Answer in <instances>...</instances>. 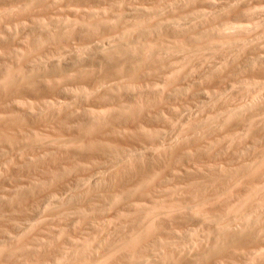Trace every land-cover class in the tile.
Wrapping results in <instances>:
<instances>
[{
    "label": "rangeland",
    "instance_id": "1",
    "mask_svg": "<svg viewBox=\"0 0 264 264\" xmlns=\"http://www.w3.org/2000/svg\"><path fill=\"white\" fill-rule=\"evenodd\" d=\"M200 260L264 264V0H0V264Z\"/></svg>",
    "mask_w": 264,
    "mask_h": 264
},
{
    "label": "bare ground",
    "instance_id": "2",
    "mask_svg": "<svg viewBox=\"0 0 264 264\" xmlns=\"http://www.w3.org/2000/svg\"><path fill=\"white\" fill-rule=\"evenodd\" d=\"M158 1H159V0H158ZM155 2H156V1H155ZM153 6H154V5H153ZM130 8H131V7H130ZM157 8H159V7H157ZM161 8H162V7H161ZM161 8H159V9L161 10ZM159 9H158V10H159ZM155 10H157V9H156V6H155ZM160 10H159V11H160ZM145 11H147V10H145ZM161 11H162V10H161ZM157 12H158V11H157ZM148 13H149V11H148ZM163 13H164V12H163ZM163 15H164V14H163ZM163 17H164V16H163ZM160 19H161V18H160ZM169 20H170V19H169ZM167 23H168V22H167ZM176 23H177V22H176ZM181 23H182V22H181ZM184 23H186V21H184ZM169 25H170V24H169ZM176 27H177V26H176ZM176 27H175V28H176ZM231 27L233 28V26H231ZM177 28H178V27H177ZM181 28H182V27H181ZM232 28H228V30H229V29H232ZM183 29H184V28H183ZM217 32H218V30H217ZM221 32H222V31H221ZM225 32H226V29H225ZM228 32H229V31H228ZM218 33H219V32H218ZM132 35H133V34H132ZM166 52H168V50H167ZM166 54H167V53H166ZM164 65H166V64H164ZM167 65H168V63H167ZM138 66H139V65H138ZM142 66L144 67V65H142ZM142 66H141V67H142ZM127 67H128V66H127ZM164 67H166V66H163V69H165ZM123 68H124V67H123ZM123 68H122V69H123ZM145 68H146V67H145ZM145 68H143V69H145ZM140 69H141V68H140ZM167 69H168V68H167ZM120 70H121V69H120ZM128 70H129V69H128ZM143 71H145V70H143ZM143 71H142V72H143ZM129 73H130V72H129ZM90 75H91V74H90ZM129 75H130V74H129ZM132 75H133V74H132ZM135 75H136V74H135ZM130 76H131V75H130ZM137 76H138V75H137ZM89 77H90V76H89ZM120 77H121V76H120ZM16 78H17V77H16ZM85 78L87 79L88 77H85ZM91 78H92V77H91ZM126 78H128V77H126ZM126 78H125V79H126ZM133 78H134V77H133ZM83 79H84V78H83ZM92 79H93V78H92ZM17 80H18V79H17ZM88 80H89V79H88ZM90 80H91V79H90ZM112 80H113V79H112ZM137 80H138V79H137ZM13 81H14V78H13ZM15 82H16V80H15ZM85 82H86V81H85ZM29 83H30V82H29ZM131 84H132V83H131ZM22 86H24V85H22ZM84 86H85V85H84ZM20 87H21V86H20ZM22 88H23V87H22ZM19 90H20V89H19ZM11 92H12V91H11ZM86 101H87V100H86ZM158 103H160V102H158ZM84 104H85V103H84ZM154 104H155V103H154ZM164 104H165V103H164ZM164 104H163V105H164ZM160 106H161V104H160ZM149 107H150V106H149ZM151 107H152V105H151ZM158 107H159V106H158ZM161 107H163V106H161ZM153 108H154V107H153ZM142 109H143V108H142ZM148 109H149V108H148ZM150 109H151V108H150ZM145 110H146V109H145ZM153 110H154V109H153ZM156 110H157V109H156ZM111 111H112V110H111ZM141 111H142V110H141ZM160 111H161V110H160ZM112 112H113V111H112ZM143 112H144V111H143ZM157 112H158V110H157ZM162 112H163V111H162ZM162 112H161V113H162ZM108 113H109V112H108ZM108 113H107V114H108ZM140 113H141V112H140ZM154 113H155V112H154ZM161 113H160V114H161ZM163 113H164V112H163ZM107 114H106V115H107ZM143 114H144V113H143ZM145 114H146V113H145ZM150 114L153 115V113H150ZM141 115H142V114H141ZM152 115H151V116H152ZM154 115H155V114H154ZM143 117H144V115H143ZM155 118H156V117H155ZM149 119H150V118H149ZM115 120H116V119H115ZM143 120H144V119H143ZM157 120H158V119H157ZM149 121H151V120H149ZM152 121H153V120H152ZM119 122H120V121H119ZM130 122H131V121H130ZM112 123H113V122H112ZM127 123H129V122L127 121ZM100 124H102V123H100ZM130 125H131V124H130ZM135 125H136V124H135ZM135 125H134V126H135ZM100 126H101V125H100ZM113 126H114V125H113ZM139 126H140V125H139ZM143 126H144V125H143ZM98 127H99V126H98ZM98 127H97V128H98ZM114 127H115V126H114ZM105 128H106V127H105ZM126 128H127V127H126ZM147 128H148V127H147ZM106 129H107V128H106ZM92 130H93V129H92ZM103 130H104V129H103ZM129 130H130V129H129ZM58 131H59V130H58ZM60 132H61V131H60ZM60 132H59V134H60ZM94 132H95V131H94ZM104 132H105V131H104ZM84 133H85V132H84ZM89 133H90V132H89ZM95 134H96V133H95ZM102 134H103V133H102ZM90 135H91V134H90ZM258 135H259V134H258ZM260 135H261V134H260ZM85 136H86V134H85ZM103 136H104V135H103ZM103 136H102V137H103ZM112 136H113V135H112ZM61 137H62V136H61ZM95 137H96V136H95ZM106 137H107V134H106ZM109 137H110V136H109ZM259 137H261V136H259ZM58 138H59V137H58ZM65 138H66V137H65ZM113 138H114V137H113ZM115 138H117V137H115ZM119 138H120V137H119ZM61 139H63V138H61ZM94 139H96V138H94ZM106 139H107V138H106ZM108 139H111V138H108ZM122 139H123V138H122ZM69 140H70V139H69ZM69 140H68V142H69ZM75 140H76V139H75ZM111 141H112V140H111ZM117 141H118V140H117ZM123 141H124V140H123ZM70 142H72V141H70ZM80 142H81V141H80ZM99 142H100V141H99ZM106 142H107V141H106ZM106 142H105V143H106ZM108 142H109V141H108ZM108 142H107V143H108ZM61 143H62V142H61ZM109 143H110V142H109ZM109 143H108V144H109ZM120 143H121V142H120ZM72 144H73V143H72ZM81 144H82V143H81ZM81 144H80V146H81ZM83 144H84V143H83ZM94 144H95V142H94ZM94 144H93V145H94ZM108 144H105L104 147H106V145L108 146ZM110 144H113V143H110ZM61 145L65 146V144H61ZM74 145H76V144H74ZM74 145H73V146H74ZM114 145H115V144H113L112 146L114 147ZM118 145H119V144H118ZM118 145H117V146H118ZM186 145H187V144H186ZM78 146H79V145H78ZM101 146H102V145H101ZM112 146H111V147H112ZM115 146H116V145H115ZM122 146H123V145H122ZM125 146H126V145H125ZM183 146H184V145H183ZM183 146H182V147H183ZM66 147H67V146H66ZM109 147H110V146H109ZM113 147H112V148H113ZM127 147H128V146H127ZM75 148H76V147H75ZM100 148H101V147H100ZM106 148H107V147H106ZM116 148H117V147H116ZM124 148H125V147H124ZM129 148H131V147H129ZM180 148H181V147H180ZM187 148H188V147H187ZM64 149H65V148H64ZM101 149H102V148H101ZM109 149H110V148H109ZM118 149H121V148L118 147ZM118 149H116V150H118ZM126 149H127V148H126ZM126 149H125V150H126ZM178 149H179V148H178ZM181 149H182V148H181ZM183 149H186V148H183ZM183 149H182V150H183ZM75 150H76V149H75ZM78 150H79V149H78ZM106 150H107V149H106ZM112 150H113V149H112ZM112 150H110V151H112ZM116 150H115V151H116ZM128 150H129V149H128ZM179 150H180V149H179ZM179 150H178V151H179ZM187 150H188V149H187ZM187 150H186V151H187ZM79 151H80V150H79ZM98 151H101V150L99 149ZM108 151H109V150H108ZM183 151H184V150H183ZM183 151H182V152H183ZM105 152H106V151H105ZM182 152H181V153H182ZM88 153H89V152H88ZM98 153H99V152H98ZM102 154H104V153H102ZM107 154H108V153H107ZM86 156H87V155H86ZM90 156H91V155H90ZM163 158H164V157H163ZM163 158H161V159H163ZM159 160H160V159H159ZM172 160H173V159H172ZM172 160H171V161H172ZM171 161H170V162H171ZM159 162H160V161H159ZM159 162H157L156 164H158ZM170 162H169V163H170ZM135 164H136V163H135ZM171 164L173 165V163H171ZM146 165H147V164H146ZM132 166H133V165H132ZM139 166H140V164H139ZM133 167H134V166H133ZM169 167H170V166H169ZM175 167H176V166H175ZM134 168H135V167H134ZM141 168H142V167H141ZM159 168H161V167H159ZM132 169H133V168H132ZM150 169H151V168H150ZM168 169H169V168H168ZM168 169H167V170H168ZM172 169H173V168H172ZM174 169H177V168H174ZM146 170H147V169H146ZM133 171H134V169H133ZM141 171H142V170H141ZM169 171H170V170H168V172H169ZM171 171H172V170H171ZM143 172H146V171H143ZM130 173H131V172H130ZM132 173H133V172H132ZM134 173H135V172H134ZM152 173H153V172H152ZM165 174H166V173H165ZM135 175H136V174H135ZM138 175H139V174H138ZM148 175H149V174H148ZM132 176H133V175H132ZM165 176H166V175H165ZM168 176H169V175H168ZM135 177H136V176H135ZM146 177H147V176H146ZM150 178H151V177H150ZM164 178H165V177H164ZM89 179H90V178H89ZM89 179H88V180H89ZM130 179H131V178H130ZM134 179H135V178H134ZM147 180H148V179H147ZM128 181H130V180H128ZM149 181H150V180H149ZM87 182H88V181H87ZM132 182H133V181H132ZM146 182H147V181H146ZM152 182H153V181H152ZM134 183H135V181H134ZM128 184H129V183H128ZM130 184H131V183H130ZM132 184H133V183H132ZM149 184H151V183H149ZM123 185H124V183H123ZM125 185H126V184H125ZM155 185H156V183H155ZM121 186H122V185H121ZM127 186H132V185H127ZM127 186H126V187H127ZM146 187H147V186H146ZM153 187H155V186H153ZM153 187H152V190H153ZM122 188H125V187H122ZM127 188H128V187H127ZM150 188H151V186H150ZM51 189H52V188H51ZM118 189H119V188H118ZM130 189H133V188H130ZM52 190H53V189H52ZM110 190H111V189H110ZM124 190H125V189H124ZM54 191H55V190H54ZM112 191H113V190H112ZM120 191H121V190H120ZM126 191H127V190H126ZM126 191H123V192L126 193ZM128 191H129V190H128ZM51 192H52V191H51ZM150 192H151V191H150ZM115 193H116V192H115ZM127 193H128V192H127ZM132 193H133V192H132ZM148 193H149V192H148ZM152 193H153V192H152ZM152 193H151V194H152ZM48 194H49V193H47V195H48ZM119 194H121V193H119ZM139 194H140V193H139ZM141 194H142V193H141ZM141 194H140V195H141ZM144 194H145V193H144ZM146 194H147V193H146ZM146 194H145V195H146ZM151 194H150V196H151ZM125 195H126V194H125ZM130 196H131V195H130ZM150 196H149V197H150ZM121 197H122V196H121ZM143 197H144V196H143ZM145 197H146V196H145ZM123 198H124V197H123ZM127 198H128V197H127ZM132 198H133V197H131V199H132ZM138 198H139V197H138ZM140 198H141V197H140ZM88 199H89V198H88ZM150 199H151V198H150ZM150 199H149V200H150ZM120 200H121V199H120ZM120 200H119V201H120ZM126 200H127V199H126ZM146 200H147V199H146ZM119 201H118V202H119ZM137 201H138V200H137ZM142 201H143V200H142ZM120 202H121V201H120ZM120 202H119V203H120ZM124 202H125V201H124ZM130 202H131V201H130ZM149 202H150V201H149ZM116 203H117V202H116ZM125 203H126V202H125ZM150 203H152V202H150ZM150 205H151V204H150ZM114 207H116V206L114 205ZM117 207H118V206H117ZM122 209H124V208H122ZM119 210H120V209H119ZM161 211H162V210H161ZM168 211H169V210H168ZM107 212H108V211H107ZM154 213L156 214V211H155ZM154 213H153V214H154ZM167 213H168V212H167ZM159 214H161V213L159 212V213H158V216H159ZM168 214H169V213H168ZM168 214H167V216H168ZM161 215H163V214H161ZM161 215H160V217H158V218H162L163 216L161 217ZM146 216H147V215H146ZM146 216H145V217H146ZM147 217H148V216H147ZM149 217H150V216H149ZM155 217H156V216H155ZM164 217H166V216H164ZM158 218H157V219H158ZM148 219H149V218H148ZM163 219H164V221H166L165 218H163ZM169 219H170V217H169ZM146 220H147V219H145L143 222H145ZM159 220H160V219H159ZM156 221H158V220H156ZM147 222H148V221H147ZM153 222H154V221H153ZM153 222H151V223H153ZM166 222H168V221H166ZM156 223H157V222H156ZM159 223L161 224V221H160ZM154 224H155V223H154ZM164 224H165V223H164ZM156 225H157V224H156ZM165 225H166V224H165ZM155 227H156V226H155ZM165 227H166V226H165ZM165 227H163V225H162L161 228H165ZM156 229H157V228H156ZM152 231H153V230H152ZM156 232H158V231H156ZM160 232H161V233H160ZM164 232H166V231H164ZM164 232H163V233H164ZM159 233L162 234V231H159ZM155 234H157V233H155ZM164 234H165V233H164ZM166 234H167V233H166ZM158 235H159V234H158ZM162 235H163V234H162ZM162 235H160V237H161ZM149 237H151V236H149ZM161 238H162V237H161ZM166 238H167V237H166ZM157 239H159V238H157ZM162 239H164V237H163ZM152 240H153V239H152ZM154 240H155V239H154ZM154 240H153V241H154ZM160 241H161V239H160ZM155 242H156V241H155ZM200 262H201V260H200L198 263H200ZM201 263L204 264L203 262H201Z\"/></svg>",
    "mask_w": 264,
    "mask_h": 264
}]
</instances>
